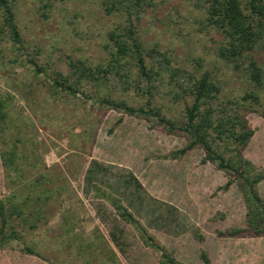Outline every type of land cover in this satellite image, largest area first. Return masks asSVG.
<instances>
[{
    "label": "rangeland",
    "instance_id": "1",
    "mask_svg": "<svg viewBox=\"0 0 264 264\" xmlns=\"http://www.w3.org/2000/svg\"><path fill=\"white\" fill-rule=\"evenodd\" d=\"M9 1L21 48L6 30L0 32V102L7 114L0 122V197L7 192L1 152L14 145L24 157L19 165L26 178L42 174L57 182L58 190L25 240L0 249V264H158L160 251L118 215L112 199L181 262L202 264L204 250L212 264H264V236L218 233L243 226L245 206L235 183L220 188L227 179L223 170L201 163L202 147L173 159L169 154L187 142L182 132L167 131L151 115H130L99 102L106 96L150 106L180 123L191 96L178 86L188 87L190 75L207 72L221 86L222 101L247 107L240 111L253 134L242 154L262 167L264 35L235 66L219 54L228 37L208 22L205 0H143L131 7L129 0ZM131 24L145 49L156 47L167 59L164 66L158 55L146 57L159 71L154 88L147 91L148 83L136 80L134 67L130 85L112 73L99 88L88 84L76 95L52 93L48 77L68 74L70 60L107 63L109 32ZM250 59L261 68L259 84L248 70ZM247 93L257 102L242 100ZM258 189L264 198V180ZM25 245L41 256L25 251Z\"/></svg>",
    "mask_w": 264,
    "mask_h": 264
},
{
    "label": "trees",
    "instance_id": "2",
    "mask_svg": "<svg viewBox=\"0 0 264 264\" xmlns=\"http://www.w3.org/2000/svg\"><path fill=\"white\" fill-rule=\"evenodd\" d=\"M140 1L143 0H129L128 7L140 5ZM205 1L208 22L222 30L228 37V43L220 48L219 54L237 66L240 63L238 60L253 49L264 35V0ZM0 11L3 16V27L1 26L0 32L6 30L10 41L16 44L18 49L21 48V36L9 0H0ZM108 36L113 45L108 62L93 65L83 60H70L68 74L55 71L53 76L48 77L52 93L76 95L80 88L88 84L99 88L112 73L118 75L124 84L130 85L133 74L131 68L134 67L138 72L136 80L148 83L147 91L154 88L153 82L157 80L159 71L148 65L146 57L155 59L158 55L165 63L164 66H167L165 54L156 47L145 49L132 24L121 32L110 31ZM30 62L34 65L36 73L41 72L33 60ZM159 64L162 66V63ZM247 66L250 75L259 84L261 68L253 59L249 60ZM190 76L192 81L188 87L178 86L191 96V102L185 104L184 117L180 123L150 106L134 107L122 99L116 100L106 96L99 98V102L123 109L130 115H151L156 117L167 131L182 132L187 137V142L169 154L173 159L180 158L195 146L202 147L204 154L201 163L210 162L217 169L223 170L227 179L220 188L226 190L235 183L245 206L244 225L231 226L218 233L231 237L264 236V198L258 189V184L264 180V166H255L242 154L243 148L253 134V129L240 111V107L243 106L245 110L247 107L238 100L222 101L219 95L221 86L209 73L204 72L199 77ZM248 97H251L253 102L258 100L252 93L245 94L241 99ZM2 103L0 102V122H4L7 116ZM17 150L14 145L2 149L1 152L7 192L0 197V249L15 240H25L29 231L36 228L38 222L46 216L47 202L58 190V183L52 182L42 174L35 179H27L19 165V161L24 157L20 156ZM110 202L123 220L131 223L151 247L160 251L161 260L158 264H186L176 259L162 245L154 242L138 219L120 201L112 199ZM194 233L199 239L203 238L197 229ZM23 249L41 256L28 245ZM200 258L202 264H211L206 251L201 252Z\"/></svg>",
    "mask_w": 264,
    "mask_h": 264
},
{
    "label": "crops",
    "instance_id": "3",
    "mask_svg": "<svg viewBox=\"0 0 264 264\" xmlns=\"http://www.w3.org/2000/svg\"><path fill=\"white\" fill-rule=\"evenodd\" d=\"M228 237H231V236H228ZM233 237H235V236H233ZM212 264V263H211Z\"/></svg>",
    "mask_w": 264,
    "mask_h": 264
}]
</instances>
